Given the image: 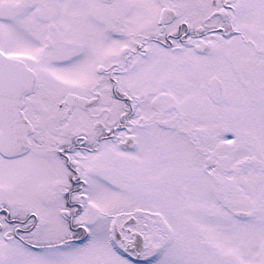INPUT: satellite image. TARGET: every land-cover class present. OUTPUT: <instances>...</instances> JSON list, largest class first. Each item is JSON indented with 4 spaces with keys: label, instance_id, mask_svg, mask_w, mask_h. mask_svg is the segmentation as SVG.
<instances>
[{
    "label": "snow or ice",
    "instance_id": "obj_1",
    "mask_svg": "<svg viewBox=\"0 0 264 264\" xmlns=\"http://www.w3.org/2000/svg\"><path fill=\"white\" fill-rule=\"evenodd\" d=\"M0 264H264V0H0Z\"/></svg>",
    "mask_w": 264,
    "mask_h": 264
}]
</instances>
